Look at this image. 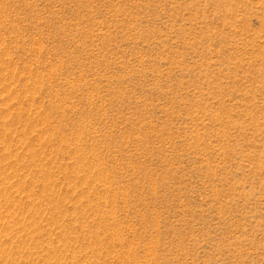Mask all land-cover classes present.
Wrapping results in <instances>:
<instances>
[{"label": "rangeland", "instance_id": "1", "mask_svg": "<svg viewBox=\"0 0 264 264\" xmlns=\"http://www.w3.org/2000/svg\"><path fill=\"white\" fill-rule=\"evenodd\" d=\"M0 264H264V0H0Z\"/></svg>", "mask_w": 264, "mask_h": 264}]
</instances>
